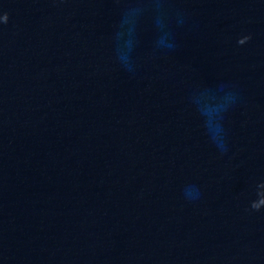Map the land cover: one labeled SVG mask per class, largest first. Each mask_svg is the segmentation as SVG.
<instances>
[{
    "label": "water",
    "instance_id": "95a60500",
    "mask_svg": "<svg viewBox=\"0 0 264 264\" xmlns=\"http://www.w3.org/2000/svg\"><path fill=\"white\" fill-rule=\"evenodd\" d=\"M0 264H264V0H0Z\"/></svg>",
    "mask_w": 264,
    "mask_h": 264
}]
</instances>
